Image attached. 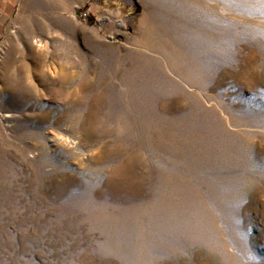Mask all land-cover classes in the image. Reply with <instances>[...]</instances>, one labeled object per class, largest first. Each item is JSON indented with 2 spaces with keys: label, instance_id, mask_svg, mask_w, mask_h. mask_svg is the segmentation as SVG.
I'll return each instance as SVG.
<instances>
[{
  "label": "rangeland",
  "instance_id": "1",
  "mask_svg": "<svg viewBox=\"0 0 264 264\" xmlns=\"http://www.w3.org/2000/svg\"><path fill=\"white\" fill-rule=\"evenodd\" d=\"M0 264H264V0H14Z\"/></svg>",
  "mask_w": 264,
  "mask_h": 264
},
{
  "label": "crops",
  "instance_id": "2",
  "mask_svg": "<svg viewBox=\"0 0 264 264\" xmlns=\"http://www.w3.org/2000/svg\"><path fill=\"white\" fill-rule=\"evenodd\" d=\"M0 33L3 31L4 24L11 17V11L14 8V0H0Z\"/></svg>",
  "mask_w": 264,
  "mask_h": 264
}]
</instances>
